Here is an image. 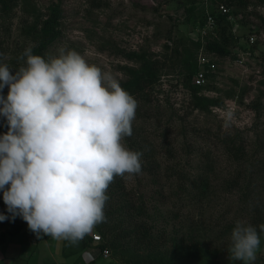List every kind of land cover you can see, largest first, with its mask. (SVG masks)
<instances>
[{"label": "rangeland", "instance_id": "obj_1", "mask_svg": "<svg viewBox=\"0 0 264 264\" xmlns=\"http://www.w3.org/2000/svg\"><path fill=\"white\" fill-rule=\"evenodd\" d=\"M221 1L210 0V8L215 11ZM245 2L244 7L230 5L232 53L221 57L207 52L205 43L212 37H204L195 25L208 9L207 0H14L7 14L0 1V52L7 54L13 75L25 48L39 45L43 22L55 7L60 11L59 34L47 57L61 48L75 50L89 64L112 72L121 86L132 77L129 67L142 64L126 53H144L158 66L151 85L139 94L129 93L138 107L132 135L123 141L151 159L146 165L141 156V172L133 178L119 177L122 193L113 196L111 187L107 189L106 219L92 231L103 242L83 239L71 245L29 231L24 248L11 261L5 246L22 241L16 229L23 219L11 218L0 190V214L9 217L5 226L0 221V234L8 233L5 246L0 245V264H238L229 253L238 220L257 228L261 243L250 264H264V232L259 229L264 203L245 200H264V177L254 171L260 165L257 159L264 160V1ZM190 58L216 65L199 92L219 97L222 105L208 111L193 105V82L186 78ZM8 91L5 87L0 94L6 99ZM6 122L0 115V128ZM201 180L203 190L195 197L181 192L182 184ZM197 244L202 253L216 251L212 261L184 255ZM104 247L107 257L101 253Z\"/></svg>", "mask_w": 264, "mask_h": 264}, {"label": "clouds", "instance_id": "obj_2", "mask_svg": "<svg viewBox=\"0 0 264 264\" xmlns=\"http://www.w3.org/2000/svg\"><path fill=\"white\" fill-rule=\"evenodd\" d=\"M7 59L0 52V93L9 89L6 99L0 94V115L8 124L0 136L7 212L13 220L22 217L38 237L78 245L106 219L114 178L141 172L142 153L123 142L132 135L138 102L112 72L75 50L61 48L46 59L29 46L14 75ZM8 218L0 214V221ZM259 229L264 232V224ZM260 243L257 228L238 220L230 258L250 264Z\"/></svg>", "mask_w": 264, "mask_h": 264}, {"label": "trees", "instance_id": "obj_3", "mask_svg": "<svg viewBox=\"0 0 264 264\" xmlns=\"http://www.w3.org/2000/svg\"><path fill=\"white\" fill-rule=\"evenodd\" d=\"M0 1L3 4L4 14H7V12L10 11V9H11V5H12L14 0H0ZM258 1H264V0H258ZM223 2L225 4H227L229 7H231L233 5L242 6V7L246 6L245 0H223ZM52 11H53V15H51L50 18L46 19L43 22L42 29H41L42 33H43V37L41 38L39 45L32 48L33 54L41 55L42 57H45L46 59L48 58L46 56L47 48L57 38V36L59 34V29L57 28V26L59 24L60 11L58 10L57 7L52 8ZM205 16L206 15L204 13V15L201 17H205ZM227 19H228L227 15L226 16L225 15H218L217 16L216 35L215 36L214 35L209 36L212 38H209L210 40L206 41V43H205V47H206L207 52H209L211 54H216V55L221 56V57H226V56L231 55L232 49L230 46H231V42H232L231 40H233L232 39L233 36L229 35L230 23ZM226 20H227V23L225 24ZM207 37L208 36H206V38ZM1 47H2V42L0 40V48ZM125 55L130 59L140 60L142 62V64L139 68L129 67V71L132 74L131 75L132 77L123 83L122 88L124 90H126L128 93L139 94V93H141L140 91L143 90L145 88V86H147V84L151 85L157 79V77H156L157 68H158L157 63L155 61L147 58L144 53H137L136 51H133V52L126 53ZM188 61H192L191 58L188 59ZM196 62H198V61L196 60ZM196 62L192 61V65L190 63L188 70H186V78L188 79V81L191 80V82H193L189 85V88H190L191 93H192L193 105L197 108H200L202 111H208V110H210L211 106L222 105V101L219 97H208V96H204V95L200 94L199 88H202L204 86L197 85L194 81V76L197 73V71L199 70V68L197 67V64L199 65V63H196ZM192 77H193V81H192ZM7 131H8V124L6 122L0 128V136L7 133ZM134 143L136 145L137 141L134 140ZM137 152L142 153V158L144 160V163L147 165V163L150 162L151 157H148L146 155L145 151H142L141 149H138ZM146 157H147V159H146ZM256 162L260 165H258L259 168H257V170H254L255 173L258 174V176L262 175L264 177V160L263 159H257ZM254 171H252V172H254ZM117 177H115L114 181L109 185L111 187V189L113 190L112 191L113 196H114V194L115 195L117 194V191H120L122 193L123 192L122 189L124 188L122 180L119 178V176H117ZM203 181L204 180H201L199 183L196 182L195 184L192 183L190 186L182 184L180 186V190H181V192H185L187 194H194V197H195L197 195V193L202 192ZM204 186H206V185H204ZM247 187L249 189H252L251 186L249 185V183L247 184ZM250 192H251V190H250ZM117 197H118V195H117ZM180 197H184V196H180ZM261 198L262 197H245V200H247V201L253 200V202L255 204L264 203V200H262V202L260 201ZM258 201H260V202H258ZM108 206H110V205H108ZM263 210H264V208H263ZM11 226H10V228H8L9 232L13 228ZM21 226L22 225L17 226L16 231H19L21 229ZM5 234L7 235L8 233L7 232H1L0 244H2L4 242ZM84 242L93 243L92 234L86 235L84 238ZM102 242H103V240L101 241V243ZM186 253H190L191 255H195V254L196 255L197 254L202 255L204 257V259L211 260V261L214 258V256L216 255V251H210L209 249L204 250V252L202 253L198 247V244H197V249H196V247H188L186 249V251H184V255ZM237 262H238V264H243L242 261L237 260Z\"/></svg>", "mask_w": 264, "mask_h": 264}, {"label": "built area", "instance_id": "obj_4", "mask_svg": "<svg viewBox=\"0 0 264 264\" xmlns=\"http://www.w3.org/2000/svg\"><path fill=\"white\" fill-rule=\"evenodd\" d=\"M209 1L207 0L206 7L208 6V9H206L205 17H198V20L195 22L196 29L199 31L204 37L216 35V26H217V16L218 15H227L228 17L231 16V8L225 4L224 2H219V4L216 7V10L213 11L210 8ZM212 10V11H211ZM250 40H255L254 35L250 37ZM200 68L197 71V73L194 76V81L197 85H205L208 78V71L210 69H213L216 65L214 63H211L208 59H203V62H199ZM208 68H207V67ZM94 243H101L102 236L100 233L95 232L92 234ZM101 253L104 256H108L109 252L107 248L101 249Z\"/></svg>", "mask_w": 264, "mask_h": 264}, {"label": "crops", "instance_id": "obj_5", "mask_svg": "<svg viewBox=\"0 0 264 264\" xmlns=\"http://www.w3.org/2000/svg\"><path fill=\"white\" fill-rule=\"evenodd\" d=\"M3 214H5V213H3ZM6 215V214H5ZM9 219V218H8ZM7 219V220H8ZM19 220H21V219H19ZM22 227H21V229H20V234H21V238H22V241H17V242H15V241H9L7 244H6V246L4 245V242L2 243L4 246H5V250H6V248H7V253H8V256H7V258H9V256H11L12 258H11V261H13V259H15V258H17L18 256H19V253L22 251V247L24 248V242H25V240L27 239V232H32L29 228H28V225H27V223L23 220L22 221ZM7 224V221H5V222H2V226H5ZM3 229V228H2ZM4 230V229H3ZM5 231V230H4ZM2 232V231H1ZM32 234H34V233H32ZM5 241V240H4ZM2 244H0V245H2ZM1 250V249H0ZM6 255V254H5ZM2 257H5V256H2ZM6 258V259H7ZM84 258V257H83ZM84 260H85V258H84Z\"/></svg>", "mask_w": 264, "mask_h": 264}]
</instances>
